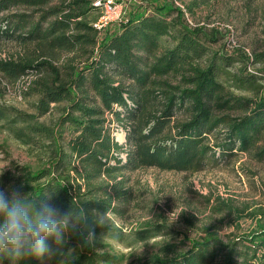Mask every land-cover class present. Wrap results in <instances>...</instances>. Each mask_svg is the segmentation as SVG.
Returning a JSON list of instances; mask_svg holds the SVG:
<instances>
[{"label":"trees","instance_id":"trees-1","mask_svg":"<svg viewBox=\"0 0 264 264\" xmlns=\"http://www.w3.org/2000/svg\"><path fill=\"white\" fill-rule=\"evenodd\" d=\"M210 1L218 0H191L187 8ZM95 9L88 0H0V41L87 59L65 77L48 61H38V56L0 62V71L8 76L38 78L34 92L39 96L35 105L39 117L47 115L50 104H66L60 125L67 128L58 134L35 125L36 116L19 113L11 121L21 125L14 135L23 144L55 154V161L65 169L73 166L76 173L82 169L81 184L63 185L48 177L49 172L22 169L16 176L6 173L0 188L13 183L34 200L50 194L64 211L74 206L84 210L94 235L87 243L80 233L70 232L63 245L65 253L73 251L69 264L121 263L114 254L104 252L106 244L99 241L106 236L121 242L120 232L97 225L95 214L120 213L124 198L117 197L116 206L111 199L113 193L124 191V174L149 168L170 173L199 171L217 159L216 151L222 156L236 153L234 149L248 153L264 135V96L223 93L218 78L226 75L224 69L234 63V57L218 56L217 60L215 55L203 61L209 52L201 38L212 40L198 29L188 30L180 18H170L174 12L170 7L131 14L126 23L102 37L88 20ZM252 63L264 65V52L256 54ZM260 73L235 76L236 87L254 86L264 80V68ZM170 79L177 85L170 84ZM234 109L243 115H218ZM177 115L183 118L177 120ZM113 124L122 127L123 142L114 136ZM221 127L229 143L216 150L217 146H209L210 136ZM256 156H264V148ZM185 243L159 246L141 264H264L261 226L250 236L227 243L213 234ZM3 262L11 263L8 258Z\"/></svg>","mask_w":264,"mask_h":264},{"label":"rangeland","instance_id":"rangeland-1","mask_svg":"<svg viewBox=\"0 0 264 264\" xmlns=\"http://www.w3.org/2000/svg\"><path fill=\"white\" fill-rule=\"evenodd\" d=\"M88 1L96 8L89 14L88 20L99 31V37L114 32L126 23L131 14L143 11L148 14L154 8L170 7L174 11L170 18H180L179 21L188 30L198 29L212 40L201 38L209 52L203 61L215 55L217 60L220 56L234 57V63L224 69L226 75L218 78L223 93L241 98L264 96V80H258L252 87L242 88L236 87L234 82V77L240 74H262L264 65L252 61L256 54L264 52V0H218L191 6V9L187 8L191 0ZM104 16L107 20L100 23ZM37 56L38 61H48L62 77L67 76L71 68L87 63L86 57L74 53H49L36 45L24 47L12 40L0 41V62H17ZM243 69L245 71L241 73ZM37 80L36 76L14 78L0 71V171H3L0 180L6 173L16 176L24 169L34 173L49 172L48 177L63 185H66L65 182H70L72 186L81 184L78 176L83 173L82 169L77 168V173L73 166L65 169L55 161V154L23 144L14 135L21 125L15 126L11 120L19 113L36 116L33 120L35 125L49 127L56 134L67 128L60 125L66 106L63 102L50 104L47 115L38 116L35 105L39 96L34 92ZM170 81V84L177 85L176 80ZM218 115L240 118L243 111L234 109ZM176 117L181 120L183 115ZM113 127L114 136L123 142L122 127L117 124ZM224 132L226 129L223 127L215 131L210 136L209 146L215 145L218 150L221 145L229 143L224 140ZM57 142L64 149L63 141L58 138ZM262 148L264 135L248 153L234 149L236 153L222 156L216 151L214 158L217 159L209 161L199 171L170 173L149 168L124 174V191L113 193L111 199L116 206V198H124L121 211L107 213V221L102 224L120 232L121 242L100 236L99 241L106 244L103 251L117 256L120 264H141L162 245H186L188 240L205 238L208 234L227 243L236 237L250 236L260 226L264 227V156H256ZM5 184L4 189L16 188L13 183ZM99 198L104 199L105 196ZM50 246L55 249L52 255L36 262L22 258L17 264H69L73 251L65 253L63 245L56 247L53 241ZM2 264L7 263L2 260Z\"/></svg>","mask_w":264,"mask_h":264},{"label":"clouds","instance_id":"clouds-1","mask_svg":"<svg viewBox=\"0 0 264 264\" xmlns=\"http://www.w3.org/2000/svg\"><path fill=\"white\" fill-rule=\"evenodd\" d=\"M27 194L20 188H0V264L4 258L17 264L25 256L52 255L55 249L49 238L60 247L70 232L80 233L91 243L94 232L80 206L64 211L52 202L50 194L35 200ZM106 221V214H95L97 225Z\"/></svg>","mask_w":264,"mask_h":264},{"label":"built area","instance_id":"built-area-1","mask_svg":"<svg viewBox=\"0 0 264 264\" xmlns=\"http://www.w3.org/2000/svg\"><path fill=\"white\" fill-rule=\"evenodd\" d=\"M107 20V16L102 17L100 23H104Z\"/></svg>","mask_w":264,"mask_h":264}]
</instances>
